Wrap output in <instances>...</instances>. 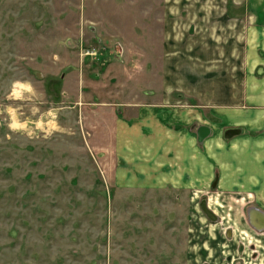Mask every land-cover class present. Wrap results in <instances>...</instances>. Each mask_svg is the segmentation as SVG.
Segmentation results:
<instances>
[{
	"label": "rangeland",
	"instance_id": "1",
	"mask_svg": "<svg viewBox=\"0 0 264 264\" xmlns=\"http://www.w3.org/2000/svg\"><path fill=\"white\" fill-rule=\"evenodd\" d=\"M165 8L166 0H0V264H197L207 241L217 263L244 264L246 233L232 263L224 222L237 208L247 219L259 203L209 184L212 152L246 150L228 149L240 131L224 115L198 109L211 136L184 159L135 142L127 162L135 173L149 165L146 177L116 158L95 117L104 101L133 112L150 104L182 137L196 138L194 113L183 123L162 102ZM258 251L252 263L264 259Z\"/></svg>",
	"mask_w": 264,
	"mask_h": 264
},
{
	"label": "crops",
	"instance_id": "2",
	"mask_svg": "<svg viewBox=\"0 0 264 264\" xmlns=\"http://www.w3.org/2000/svg\"><path fill=\"white\" fill-rule=\"evenodd\" d=\"M175 2L180 3L178 7ZM163 13L162 59L157 65L161 71L163 106L169 108L168 114L178 115L183 123L194 113L192 119L199 123V133L196 138L182 137L179 125L166 124L165 118L156 116L155 106L150 104L133 112L123 104L104 101L101 104L109 106L101 111L99 104H94L95 117L106 126L103 131L110 138L107 142L110 149L116 158L124 159L135 175L152 176L149 165L135 173L133 163L127 162L138 153L133 147L135 142L143 141L152 155L155 151H172L183 154L184 159L190 145L196 141L203 144L211 136L205 130L200 138L201 129L207 127L201 123L202 114L198 109H215L240 131L234 140L240 138L237 141L242 142L230 140L228 149L243 144L246 150L212 152L217 173H212L210 187L224 194H244L243 201L252 194L259 203L254 208L264 212V0H166ZM177 96L184 99H176ZM80 98L75 101L76 106L82 101ZM188 99L195 104H189ZM121 106L123 112L117 113L115 107ZM134 113L137 114L132 117ZM243 130L248 132L245 137L241 135ZM221 142L227 145L224 140L217 144ZM193 154L190 152L191 160ZM194 168L196 175L200 173L201 167ZM224 223L232 225L226 244L228 248L232 246L226 253L228 258L233 255L232 263L236 260L234 255L239 256V248L233 246L242 241L240 236L245 232L244 264H264L260 257L257 263L251 261L258 249L264 256V229L258 231L251 225L249 212L246 219L244 211L237 208L234 219ZM208 228L211 238L215 239V225ZM212 244L211 241L203 243L195 263L219 264L218 251Z\"/></svg>",
	"mask_w": 264,
	"mask_h": 264
},
{
	"label": "water",
	"instance_id": "3",
	"mask_svg": "<svg viewBox=\"0 0 264 264\" xmlns=\"http://www.w3.org/2000/svg\"><path fill=\"white\" fill-rule=\"evenodd\" d=\"M205 130L209 131L208 128L203 127V128L201 129V131H200V132H203V133H202L203 135L201 134L200 138H201L202 136L205 135V133H204ZM201 208H202V210L204 211V213L206 214V216H207L210 220H212V221H214V222H217V221L219 220V218H218V216L216 215V213H214V212L209 208V206H208V204H207L206 201H203V202L201 203ZM249 217H250V223H251V225H252L255 229H257L258 231L264 229V212H262L261 210L256 209V208H251V209L249 210ZM257 219L260 221L259 223H257V221H256ZM227 236H228V237H231V231H230V230H228V232H227Z\"/></svg>",
	"mask_w": 264,
	"mask_h": 264
},
{
	"label": "built area",
	"instance_id": "4",
	"mask_svg": "<svg viewBox=\"0 0 264 264\" xmlns=\"http://www.w3.org/2000/svg\"><path fill=\"white\" fill-rule=\"evenodd\" d=\"M261 231V230H260Z\"/></svg>",
	"mask_w": 264,
	"mask_h": 264
}]
</instances>
